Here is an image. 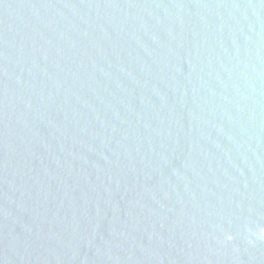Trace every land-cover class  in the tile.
I'll list each match as a JSON object with an SVG mask.
<instances>
[{
    "label": "water",
    "instance_id": "1",
    "mask_svg": "<svg viewBox=\"0 0 264 264\" xmlns=\"http://www.w3.org/2000/svg\"><path fill=\"white\" fill-rule=\"evenodd\" d=\"M0 264H264V0H0Z\"/></svg>",
    "mask_w": 264,
    "mask_h": 264
}]
</instances>
